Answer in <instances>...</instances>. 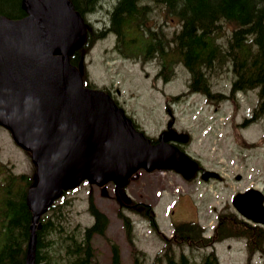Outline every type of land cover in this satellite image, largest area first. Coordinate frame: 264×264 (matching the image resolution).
<instances>
[{
	"label": "rangeland",
	"instance_id": "obj_1",
	"mask_svg": "<svg viewBox=\"0 0 264 264\" xmlns=\"http://www.w3.org/2000/svg\"><path fill=\"white\" fill-rule=\"evenodd\" d=\"M115 3L116 0H103L87 21L97 30L104 29ZM150 6L152 23L169 34L179 27L164 7L153 3ZM82 69L83 81L108 90L147 136H186V142L180 143L183 151L221 178L203 180L198 173L197 178L187 180L176 170H140L120 187L82 182L58 198L66 227L78 232L94 224L95 217L89 211L93 196L97 208L110 219L107 237L120 247L122 263L158 264L155 259L163 249L164 238L135 211L138 205L152 208L158 230L165 238L172 237L175 225L188 222L199 224L205 236L211 237L219 213H237L232 200L238 192L256 188L264 193V112L253 114L259 101L258 89L212 104L203 94L189 93L190 74L183 65H178L173 79L165 83L156 78L160 69L157 59L141 62L124 57L116 49L114 34L87 50ZM232 79L230 69L210 75L213 90L225 94L230 92ZM175 97L178 99L174 101ZM0 162L16 174L37 175L31 152L19 147L11 132L1 126ZM120 213L129 220L131 233ZM93 245L95 263L111 264L107 239L96 236ZM195 248L173 246L177 257L183 251L192 264H199L210 251L215 252L220 264H264L262 253L250 254L241 238L223 239L208 249Z\"/></svg>",
	"mask_w": 264,
	"mask_h": 264
},
{
	"label": "trees",
	"instance_id": "obj_2",
	"mask_svg": "<svg viewBox=\"0 0 264 264\" xmlns=\"http://www.w3.org/2000/svg\"><path fill=\"white\" fill-rule=\"evenodd\" d=\"M70 1L88 28L83 46L70 57L73 65H83L87 50L108 34H114L116 49L124 57L141 62L158 60L157 79L171 81L176 67L183 65L190 74L189 93L203 94L212 104H220L240 92L258 89L259 101L253 114L258 116L264 112V0H116L108 25L98 30L87 19L103 0ZM150 3L164 7L179 27L169 34L152 23ZM0 15L17 20L27 14L22 0H0ZM226 69L233 73L228 94L214 91L210 81L212 73ZM84 84L92 87L87 81ZM0 175H3L0 179V264H27L33 226L27 194L37 184V176L16 174L2 162ZM89 201L95 222L78 232L63 224L58 199L52 202L39 220L41 227L36 230L33 264H96L93 245L96 236L109 242L111 264H123L120 247L107 237L110 219L97 208L93 196ZM134 209L164 238L163 249L155 259L158 264H192L183 251L177 257L173 246L208 249L227 238L244 239L249 253L261 252L264 261V227L245 220L238 213H219L211 237L205 236L199 224L188 222L175 225L172 237L165 238L158 230L150 206L141 204ZM119 216L131 233L129 220L121 213ZM137 264L140 263L137 261ZM199 264H220V261L210 251Z\"/></svg>",
	"mask_w": 264,
	"mask_h": 264
},
{
	"label": "water",
	"instance_id": "obj_3",
	"mask_svg": "<svg viewBox=\"0 0 264 264\" xmlns=\"http://www.w3.org/2000/svg\"><path fill=\"white\" fill-rule=\"evenodd\" d=\"M22 6V19L0 15V125L37 166V184L27 194L33 213L27 264H33L39 220L65 190L83 181L119 186L141 168L175 169L190 179L198 164L169 142L186 136L164 134L152 144L109 93L84 85L83 69L70 56L88 28L70 0H22ZM209 178L219 174L205 170L202 179ZM232 205L264 226L260 190L236 194Z\"/></svg>",
	"mask_w": 264,
	"mask_h": 264
},
{
	"label": "flooded vegetation",
	"instance_id": "obj_4",
	"mask_svg": "<svg viewBox=\"0 0 264 264\" xmlns=\"http://www.w3.org/2000/svg\"><path fill=\"white\" fill-rule=\"evenodd\" d=\"M201 171H203V169H202V168L200 169V172H201Z\"/></svg>",
	"mask_w": 264,
	"mask_h": 264
}]
</instances>
